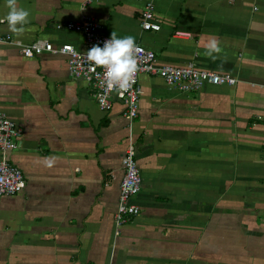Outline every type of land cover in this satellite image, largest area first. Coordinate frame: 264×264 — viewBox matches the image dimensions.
<instances>
[{
    "label": "crops",
    "instance_id": "crops-1",
    "mask_svg": "<svg viewBox=\"0 0 264 264\" xmlns=\"http://www.w3.org/2000/svg\"><path fill=\"white\" fill-rule=\"evenodd\" d=\"M84 1L18 0L30 16L14 33L0 0V112L21 129L6 158L24 180L0 197V264H264V0H87L104 35H133L157 65L237 80L184 93L139 74L131 121L116 100L100 111L65 56L19 52L35 41L81 51L82 36L55 25ZM146 1L158 31L139 27ZM128 142L139 213L114 236Z\"/></svg>",
    "mask_w": 264,
    "mask_h": 264
},
{
    "label": "built area",
    "instance_id": "built-area-1",
    "mask_svg": "<svg viewBox=\"0 0 264 264\" xmlns=\"http://www.w3.org/2000/svg\"><path fill=\"white\" fill-rule=\"evenodd\" d=\"M86 5L87 0L80 5L81 14L76 21L55 25L56 30L80 34L83 44L81 51H77L67 44L53 48L49 42L35 41L21 45L19 52L24 58L38 56L41 53L65 56L68 76L72 79H81L88 84L91 88L92 98L100 111H109L113 100H116L122 105L121 115L124 119L131 121L136 118L138 99L141 95L137 83L139 74L158 77L167 86L184 93L197 91L203 85L234 86L237 83V80L228 74L199 70L191 64L182 67L157 65L154 54L140 47L142 49L140 68L131 87L127 91L107 87L103 69L89 62L86 58V52L93 45L103 47L104 42L110 38L101 32L102 28L96 20L85 14ZM139 27L144 31H158L159 29V26L152 22V4L150 1H146L140 14ZM0 41L2 40L0 39ZM20 135L21 129L10 121L4 113L0 112V197L13 196L20 193L24 188L21 172L11 165L6 158V153L16 148V142ZM134 156L133 144L128 142L120 159L122 177L118 185L116 209L112 216L114 236H118L120 228L139 213L138 207L131 202L140 189V176Z\"/></svg>",
    "mask_w": 264,
    "mask_h": 264
},
{
    "label": "clouds",
    "instance_id": "clouds-1",
    "mask_svg": "<svg viewBox=\"0 0 264 264\" xmlns=\"http://www.w3.org/2000/svg\"><path fill=\"white\" fill-rule=\"evenodd\" d=\"M6 7L9 9L6 16L9 31L21 33L23 26L29 22L30 12L22 6L18 7V0H6ZM220 52L219 41L213 39L209 42L206 55L215 58L213 54ZM86 53L89 62L103 69L107 87L120 91H127L131 87L140 68L142 53L133 35L118 37L113 31L103 47L93 45Z\"/></svg>",
    "mask_w": 264,
    "mask_h": 264
}]
</instances>
